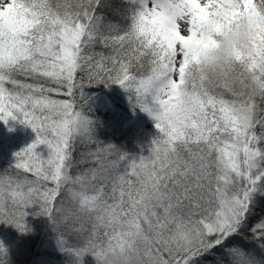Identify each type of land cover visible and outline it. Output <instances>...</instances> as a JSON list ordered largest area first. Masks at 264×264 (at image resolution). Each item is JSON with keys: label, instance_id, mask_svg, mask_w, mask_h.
Here are the masks:
<instances>
[{"label": "snow or ice", "instance_id": "1", "mask_svg": "<svg viewBox=\"0 0 264 264\" xmlns=\"http://www.w3.org/2000/svg\"><path fill=\"white\" fill-rule=\"evenodd\" d=\"M260 6L0 0V123L35 135L0 171V223L23 232L36 207L68 264L117 252L139 264H264ZM242 19L245 44L201 72V55L239 36ZM101 84L154 121L147 157L95 138L83 89Z\"/></svg>", "mask_w": 264, "mask_h": 264}, {"label": "trees", "instance_id": "2", "mask_svg": "<svg viewBox=\"0 0 264 264\" xmlns=\"http://www.w3.org/2000/svg\"><path fill=\"white\" fill-rule=\"evenodd\" d=\"M104 15L108 19L119 20L108 9L104 11ZM94 87L99 88V90L96 92L92 91L93 88L85 87L83 92L88 97L84 112L93 122L92 130L95 138L104 144H112L125 153L129 160H135L141 156L147 157L152 141L159 135L154 127V121L139 108L132 107L126 93L119 86L110 85L105 87L101 84ZM9 127L10 122L7 126L0 123V171L6 169L12 163L15 152L20 151L35 140V135L30 128L18 123H13L12 131L8 130ZM17 127L19 129L14 133ZM21 130L22 133H20ZM24 130L29 134L28 138H24ZM13 134H17L18 139L11 146L10 138ZM40 147H43V145ZM42 156H45L44 153ZM36 211H38L36 207L26 209L24 224L27 232L25 234L20 233L14 227L16 235L11 236L12 233H10V237L15 242H18V239L22 242L25 240L18 252L25 253L28 260H33L32 264L37 260L44 263L48 261V264L55 261H59L57 263L60 264H68L67 257L56 243V235L52 231L49 221L47 220L44 224V217L39 216L34 223L32 217ZM2 224L0 223V226ZM44 226L47 231L43 230ZM10 227L12 226L7 225L4 229H10ZM43 233L46 234L44 237ZM50 237L53 239H48ZM39 239H42L43 243L48 242L49 244L47 245L48 248H44V251L38 252L36 251V245ZM1 257L2 255H0V262H2ZM80 264H95V259L93 256L85 254L81 258Z\"/></svg>", "mask_w": 264, "mask_h": 264}, {"label": "rangeland", "instance_id": "3", "mask_svg": "<svg viewBox=\"0 0 264 264\" xmlns=\"http://www.w3.org/2000/svg\"><path fill=\"white\" fill-rule=\"evenodd\" d=\"M88 88H93L92 91H98L99 88H95V87H88ZM13 125V123L10 122V127L11 128ZM19 128H15L14 133L18 130ZM20 133H22V130L20 131ZM24 134V138H28L29 134L24 130L23 131ZM18 139V135H12L10 138V145L12 146V144H15L14 142ZM10 146V147H11ZM28 146V145H27ZM18 152V151H17ZM38 152L40 155H42L44 153L45 156H42V158H46L47 157V149L45 148V146L43 147H39ZM16 153V152H15ZM43 217V216H42ZM39 216L34 215L32 217V219L34 220V223L38 220ZM44 224L45 222H47V218L44 217ZM7 225L2 224V226H0V251H2V262H0V264H32L33 260L29 259L25 253H19L18 250L21 248V246L24 244L23 242H25V240L22 242L18 239V242H15L12 240V237H10V233L11 236H15L16 233L13 229V226L10 227V229H4V227H6ZM10 226V225H9ZM43 230H46V227H43ZM27 229H25V231L20 232V233H26ZM46 234L43 233V237ZM48 239H53L52 237L48 238ZM49 243L42 242V239L38 240V244L36 245V251H44V248H48L47 245ZM19 253V254H18ZM54 258V257H53ZM48 264L47 262H41L40 260H37L34 264ZM59 261H55V262H51V264H60L57 263Z\"/></svg>", "mask_w": 264, "mask_h": 264}, {"label": "clouds", "instance_id": "4", "mask_svg": "<svg viewBox=\"0 0 264 264\" xmlns=\"http://www.w3.org/2000/svg\"><path fill=\"white\" fill-rule=\"evenodd\" d=\"M261 6L259 8L260 12L264 14V0H260ZM246 19H242L240 21V34L239 36L234 37L232 34H226L225 36L217 37L218 47L215 49H212L204 54L201 55V64L199 65V68L201 72L205 74H209L210 70L207 64V57H212L216 61H221L225 57L229 56L231 49L233 45L240 47L243 46L246 42L245 37V27H246ZM183 31H187L186 28L183 27ZM204 31L206 32L207 29L205 28ZM99 264H139V262L135 259H129L125 261L120 253H109L106 256H104Z\"/></svg>", "mask_w": 264, "mask_h": 264}]
</instances>
